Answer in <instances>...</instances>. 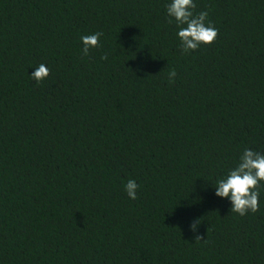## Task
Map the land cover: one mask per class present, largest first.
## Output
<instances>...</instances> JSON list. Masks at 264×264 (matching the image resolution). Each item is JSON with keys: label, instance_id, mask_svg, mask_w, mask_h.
Returning a JSON list of instances; mask_svg holds the SVG:
<instances>
[{"label": "trees", "instance_id": "1", "mask_svg": "<svg viewBox=\"0 0 264 264\" xmlns=\"http://www.w3.org/2000/svg\"><path fill=\"white\" fill-rule=\"evenodd\" d=\"M170 2L0 0V264H264V181L244 216L214 187L264 155V0H193L183 54Z\"/></svg>", "mask_w": 264, "mask_h": 264}, {"label": "clouds", "instance_id": "2", "mask_svg": "<svg viewBox=\"0 0 264 264\" xmlns=\"http://www.w3.org/2000/svg\"><path fill=\"white\" fill-rule=\"evenodd\" d=\"M196 5L193 0H171L166 6L169 17L174 18L177 24V36L180 40L181 52L188 53L197 50L201 44H212L218 36V29L207 21L208 13L201 11L194 13ZM172 23V20H169ZM101 32L80 37L83 48L82 54L87 56L89 50L100 47ZM107 59V55L101 57ZM50 74L44 64L37 66L36 71L31 74V78L37 83L43 81ZM169 82L174 83L176 77L175 69L169 73ZM264 181V155L251 149H245L239 158L236 167L222 178L216 180L215 195L228 198L231 201V212L244 216L249 212L255 213L259 210V184ZM138 184L134 180H129L125 185V191L130 199H137L136 190ZM200 221H194L191 225L195 231ZM199 235L195 240H202Z\"/></svg>", "mask_w": 264, "mask_h": 264}]
</instances>
